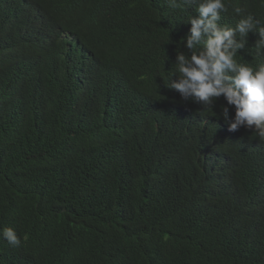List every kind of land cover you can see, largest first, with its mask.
I'll return each instance as SVG.
<instances>
[{
	"label": "trees",
	"instance_id": "trees-1",
	"mask_svg": "<svg viewBox=\"0 0 264 264\" xmlns=\"http://www.w3.org/2000/svg\"><path fill=\"white\" fill-rule=\"evenodd\" d=\"M231 3L264 18L259 0ZM197 16L165 0H0V229L22 239L0 237V264H264L255 160L193 156L214 117L164 86ZM238 19L230 7L219 23Z\"/></svg>",
	"mask_w": 264,
	"mask_h": 264
},
{
	"label": "clouds",
	"instance_id": "clouds-1",
	"mask_svg": "<svg viewBox=\"0 0 264 264\" xmlns=\"http://www.w3.org/2000/svg\"><path fill=\"white\" fill-rule=\"evenodd\" d=\"M165 3L172 9L193 8L198 13L187 21L191 25L189 35L181 41L191 55L177 51L175 65L166 81L163 79L164 86L176 91L183 101L195 103L214 117L213 121L198 120L206 126V136L199 142H190L189 149L193 156L210 152L228 155L232 147L239 162L255 160L254 200L263 202L264 209V18L246 14L231 0ZM259 3L264 6V0ZM230 7L240 19L234 27L222 26L221 14ZM176 142L179 141L174 139L168 145ZM206 167L204 164L202 170L206 181L216 177L219 186L224 184L225 169L220 167L213 173ZM187 169L193 174L191 168ZM0 237L12 248L22 244L21 237L10 227L0 229Z\"/></svg>",
	"mask_w": 264,
	"mask_h": 264
}]
</instances>
